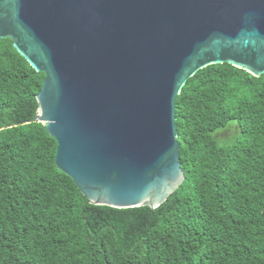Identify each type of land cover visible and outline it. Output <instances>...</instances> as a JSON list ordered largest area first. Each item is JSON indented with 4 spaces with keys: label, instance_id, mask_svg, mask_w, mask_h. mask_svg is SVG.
I'll return each mask as SVG.
<instances>
[{
    "label": "water",
    "instance_id": "obj_1",
    "mask_svg": "<svg viewBox=\"0 0 264 264\" xmlns=\"http://www.w3.org/2000/svg\"><path fill=\"white\" fill-rule=\"evenodd\" d=\"M37 73V120L91 205H163L184 183L176 99L228 64L264 75V0H0V40Z\"/></svg>",
    "mask_w": 264,
    "mask_h": 264
},
{
    "label": "trees",
    "instance_id": "obj_2",
    "mask_svg": "<svg viewBox=\"0 0 264 264\" xmlns=\"http://www.w3.org/2000/svg\"><path fill=\"white\" fill-rule=\"evenodd\" d=\"M44 79L0 40V264H264V75L224 64L188 80L186 179L156 209L91 205L58 169Z\"/></svg>",
    "mask_w": 264,
    "mask_h": 264
},
{
    "label": "rangeland",
    "instance_id": "obj_3",
    "mask_svg": "<svg viewBox=\"0 0 264 264\" xmlns=\"http://www.w3.org/2000/svg\"><path fill=\"white\" fill-rule=\"evenodd\" d=\"M227 135H230V132H225V133L221 134L220 136H222L223 138H225Z\"/></svg>",
    "mask_w": 264,
    "mask_h": 264
}]
</instances>
